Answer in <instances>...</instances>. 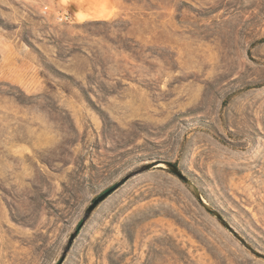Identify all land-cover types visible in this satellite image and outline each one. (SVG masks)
<instances>
[{
	"label": "rangeland",
	"instance_id": "1",
	"mask_svg": "<svg viewBox=\"0 0 264 264\" xmlns=\"http://www.w3.org/2000/svg\"><path fill=\"white\" fill-rule=\"evenodd\" d=\"M0 264H264V0H0Z\"/></svg>",
	"mask_w": 264,
	"mask_h": 264
},
{
	"label": "water",
	"instance_id": "2",
	"mask_svg": "<svg viewBox=\"0 0 264 264\" xmlns=\"http://www.w3.org/2000/svg\"><path fill=\"white\" fill-rule=\"evenodd\" d=\"M155 163V162H153ZM150 167H152V164L150 165ZM118 187V185H116L113 189L108 190L106 193H104L102 196H100L99 198H97L93 204L90 206L89 210H92L100 201H102L106 196H108L114 189H116Z\"/></svg>",
	"mask_w": 264,
	"mask_h": 264
},
{
	"label": "bare ground",
	"instance_id": "3",
	"mask_svg": "<svg viewBox=\"0 0 264 264\" xmlns=\"http://www.w3.org/2000/svg\"><path fill=\"white\" fill-rule=\"evenodd\" d=\"M152 167L167 169L169 168V165L165 162H156V163H152Z\"/></svg>",
	"mask_w": 264,
	"mask_h": 264
}]
</instances>
